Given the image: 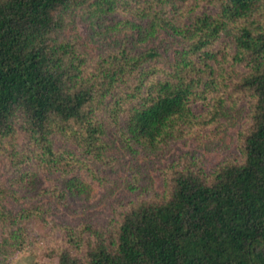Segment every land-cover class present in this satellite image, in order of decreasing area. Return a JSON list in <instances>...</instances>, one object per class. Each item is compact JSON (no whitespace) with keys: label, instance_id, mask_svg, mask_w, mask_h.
<instances>
[{"label":"trees","instance_id":"trees-1","mask_svg":"<svg viewBox=\"0 0 264 264\" xmlns=\"http://www.w3.org/2000/svg\"><path fill=\"white\" fill-rule=\"evenodd\" d=\"M237 119L231 152L183 150L156 188L167 149ZM94 183L129 193L103 223L70 203ZM39 252L264 264V0H0V264Z\"/></svg>","mask_w":264,"mask_h":264},{"label":"rangeland","instance_id":"rangeland-1","mask_svg":"<svg viewBox=\"0 0 264 264\" xmlns=\"http://www.w3.org/2000/svg\"><path fill=\"white\" fill-rule=\"evenodd\" d=\"M78 31L82 34H84V25L77 22ZM159 40V39H158ZM172 43L173 40L169 37H162L160 47L162 50L167 51L168 54H170L172 50ZM243 121L241 119L236 120V124L232 125L220 138H218L214 143L209 144H197L195 141H188L186 145H183L182 142H179L175 145H172L169 149H167L164 154L157 160H155L154 165L150 166V172L152 174V177L154 179V183L156 188L160 186V177L158 176L157 167L163 165L167 160H170V158L173 157V155L186 150V149H195L197 148L199 151L203 152L206 157V160H208V165L212 166L214 163L219 161L224 154H227L232 151L234 147V137L236 129L239 125H241ZM199 145V146H198ZM112 172V171H111ZM102 171V175H104ZM126 172L122 171V168L117 169L116 172H113V175L115 177L124 178L126 177ZM96 187L95 193L89 197L81 198V197H74L71 199L70 203L71 205H83L85 208V213H87L88 216H92L94 219L98 220L99 222H104L105 219H107V215L109 214L110 206L111 204L126 199L129 195L126 190H118L116 191L112 196L105 197V190L102 187H97V184L94 183ZM60 216V218H67L72 219V216L70 213H68L64 208H56L54 209L53 216L50 217V219L55 221V216ZM36 259H40L44 262V264H58L56 257H46L42 256L41 252L37 253V255H21L15 264H29L31 261Z\"/></svg>","mask_w":264,"mask_h":264}]
</instances>
